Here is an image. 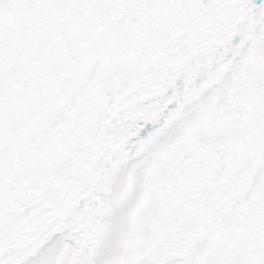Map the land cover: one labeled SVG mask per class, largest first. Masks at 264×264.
Segmentation results:
<instances>
[{
    "label": "snow or ice",
    "instance_id": "6c2138e0",
    "mask_svg": "<svg viewBox=\"0 0 264 264\" xmlns=\"http://www.w3.org/2000/svg\"><path fill=\"white\" fill-rule=\"evenodd\" d=\"M0 264H264V0H0Z\"/></svg>",
    "mask_w": 264,
    "mask_h": 264
}]
</instances>
